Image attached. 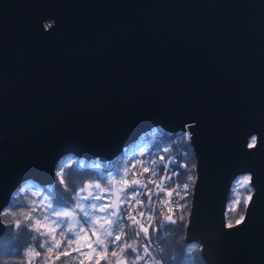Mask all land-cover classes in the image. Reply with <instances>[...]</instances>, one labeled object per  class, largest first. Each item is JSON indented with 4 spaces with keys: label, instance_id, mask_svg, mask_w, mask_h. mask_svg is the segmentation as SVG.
<instances>
[{
    "label": "water",
    "instance_id": "95a60500",
    "mask_svg": "<svg viewBox=\"0 0 264 264\" xmlns=\"http://www.w3.org/2000/svg\"><path fill=\"white\" fill-rule=\"evenodd\" d=\"M155 126L191 131L184 239L206 264H264V0H0V234L20 185ZM245 171L253 191L226 224Z\"/></svg>",
    "mask_w": 264,
    "mask_h": 264
},
{
    "label": "trees",
    "instance_id": "16d2710c",
    "mask_svg": "<svg viewBox=\"0 0 264 264\" xmlns=\"http://www.w3.org/2000/svg\"><path fill=\"white\" fill-rule=\"evenodd\" d=\"M175 137H178V141L173 140ZM181 138L180 132L169 131L161 126H155L142 133L137 143L125 147L122 153L116 157L106 161H86L70 156V162L60 169L59 174L55 175L52 184L38 186L33 182H27L20 185L13 192L9 204L1 212L5 228L0 234V264H29V261H31V264H63L65 260H68L69 264H79V262L69 257H61L60 260L55 259L57 253L63 250L64 245H62L61 249H54L52 253L46 252V248L51 246L50 243L46 244L48 237L40 235L31 225L37 219L41 221V224L50 223L49 221H45L43 217L46 215L52 217V215L47 213V206H44L42 201H38V198L42 195L48 200L47 202H49L50 205L58 208L75 209L76 203L80 200V197L77 196V192L85 185H93L95 182H98L102 186L111 185L112 177H116L123 184V174L125 170H129L127 180H131L133 173L132 165H136L134 156L140 149L145 148L148 152L146 155L148 157H153V161H155V164L152 162L149 163L148 168L150 171L145 173V176L151 174L152 171H155L157 175L161 170V160L158 159L157 154L161 150L162 145H175L176 150V147L181 144L182 149L184 148V154L187 156V162L184 167H179L178 178L189 181L192 186L195 178V157L193 156L191 141H183ZM132 146H135L134 150L130 151L129 149ZM68 157L69 156L65 158ZM109 172L111 173L110 179L108 175ZM247 178H249V172L245 171L237 175L232 182L226 208L228 222H236L244 214L247 201L253 191V185ZM89 201L90 200H88V202ZM190 201L191 190L189 188L186 192L179 194V203L171 215L163 213L160 209L155 213L152 225V236L163 245V264H206L200 255L199 244L195 241H186L184 239ZM117 203H119V201H117ZM76 211L78 213L76 217L80 221L83 220V214L79 213L78 210ZM29 214H31V219L24 222L25 217ZM121 215L124 216L122 207ZM169 216L175 221L174 223L169 222L167 219ZM18 221H21L19 227L16 226ZM70 222L73 223L70 218L61 220L62 226L65 227ZM101 223L103 222L101 221ZM120 223L128 233L126 242L136 243L139 255L143 256L141 255L140 247L142 234L139 237L134 236L132 233L136 231V228L129 226L130 222L127 221L126 218L120 220ZM50 226L55 227L54 225ZM84 226H87L88 231L92 228V225L89 224H84ZM97 226L99 225H96V227ZM160 229L161 231H158ZM41 231H44V229H41ZM67 236L71 238L73 234L67 233ZM56 239L63 240L59 235V230L56 232ZM105 242L110 243V241L107 240ZM76 243L77 242H74L73 247L79 245ZM193 243H195L197 247L189 252L188 247ZM41 245H45V247L41 248ZM117 248H119V245ZM31 249L39 251L40 256L37 257L34 253L29 255ZM82 250L85 253L89 251L87 248H83ZM111 252L112 248L108 247V259L112 262L122 256L117 250L116 257H112ZM72 255L75 257L78 253L73 252ZM132 258L133 256L129 254L128 259ZM141 262L142 260L139 264ZM82 264H89L86 257L83 258ZM101 264H104L103 260Z\"/></svg>",
    "mask_w": 264,
    "mask_h": 264
},
{
    "label": "snow or ice",
    "instance_id": "6c2138e0",
    "mask_svg": "<svg viewBox=\"0 0 264 264\" xmlns=\"http://www.w3.org/2000/svg\"><path fill=\"white\" fill-rule=\"evenodd\" d=\"M256 144L255 137L252 138L251 145L254 146ZM163 160V157L160 158ZM141 163V167H143V173H147L150 171L148 167L143 166V162ZM155 164V161L152 162ZM133 169L136 167L135 164L132 165ZM166 171V169H165ZM143 173L140 175L142 176ZM175 175V174H173ZM133 179L131 182H128V170H125L123 174V187L120 188L119 192L116 191L115 185L112 188H103L101 189L102 193H109V195L105 196L103 194L94 195L93 189H100L101 186L99 184L95 185H85L83 188L77 192V196L82 200H107V204L97 205L95 203L87 206L91 207L93 210H98L100 213H104V217H97L95 219H88L91 216V213L86 210V205L77 202L75 205V209L71 210H62V211H53L52 217L44 216L43 219L45 221H49L50 223L41 224V221L37 219L31 227H33L37 232L42 236L48 237L46 244L50 243L51 246L46 248L47 253H52L54 249H61L62 245H64L63 250L59 251L55 257L56 260H60L61 257H69L74 261L82 264L83 258H87L89 264H101V261H104V264H113V262L108 259L107 249L108 247L112 248L111 256L116 257L117 250L122 254L123 261L117 260L116 264H139L141 260L145 257L139 255L138 246L136 243H127V235L124 226L120 223V220L127 219L130 222L131 227H135L136 231L132 234L136 237H139L141 233L145 236L149 235V228L146 227L143 223H140L137 217L143 219L145 214L144 212H138L136 215L133 214V210L141 206L144 201L137 199V197L141 194L140 189H147L144 195L147 196L148 202L152 203V190L148 189V184L155 183L152 177L156 176V172L152 171L151 175L148 178L147 183L142 181L141 179H136V173H132ZM170 178V177H169ZM163 179V177H162ZM251 179V178H247ZM157 188H160V185H156ZM187 187V185H185ZM86 193L85 195H81ZM159 196V191L155 193ZM167 195L170 197L172 193L169 191ZM115 196L116 200L119 203H115L112 200V197ZM124 207L126 210V217L121 215V207ZM83 214L84 219L78 221L77 223H69L67 226H62L61 220L66 218L75 219L78 215L77 211ZM54 217V219H53ZM31 219V214L25 217L24 222H27ZM101 219H103V223H101ZM147 219L151 221L152 217L148 216ZM169 222L174 223L175 221L169 216L167 218ZM21 221H18L16 226L19 227ZM83 224H91V235L88 234V231L83 227ZM50 225H54L55 227H51ZM96 225H99L97 229ZM79 226V231H77V227ZM231 226V225H229ZM44 229V231H41ZM59 230V235L63 238V240L56 239V232ZM67 233H72L73 236L69 238ZM81 233H84L83 237H81ZM92 237H95L93 240ZM103 237V238H102ZM84 239L88 241L85 245H78L77 247H73L74 242ZM110 241V243H106L105 241ZM123 241V242H122ZM119 245V248L117 246ZM45 245H41V248H44ZM87 248L89 251L84 252L82 249ZM145 251L147 252V247L145 246ZM73 252L78 253L77 256L73 257ZM35 254V256H40L39 251H35L31 249L29 255ZM131 254L133 256L132 259H128V255ZM31 264V261H29ZM63 264H69L68 260H65Z\"/></svg>",
    "mask_w": 264,
    "mask_h": 264
},
{
    "label": "built area",
    "instance_id": "2783aa9c",
    "mask_svg": "<svg viewBox=\"0 0 264 264\" xmlns=\"http://www.w3.org/2000/svg\"><path fill=\"white\" fill-rule=\"evenodd\" d=\"M176 132H180L182 137L181 140L190 141L191 131L188 128L179 129ZM174 140L178 141V137H175ZM170 145H162L161 150L157 154L158 159L163 157V160L160 159V172H158L156 176L152 177L155 183L148 184V189H151L153 193L152 203H149L147 196L144 195L147 189H140L141 194L137 197V199L143 200L144 203L133 210L134 215H136L138 212H144V218L141 219L137 217V219L140 223H143L146 227L149 228V235L145 236L143 233H141V250L145 258L140 264H163V245L155 237L152 236V225L154 215L158 209H160L164 213L172 214L175 207L178 205L179 194L185 192L186 189L190 188L191 185L189 181L178 178L179 167H184L186 165L184 148L182 149V145L179 144V146H177L175 150V145ZM146 154H148V152L145 148L140 149L136 152V155L134 156L136 167L132 170L136 173L135 178L141 179L145 183H147L148 178L151 174L145 176V173H143V167H141L140 162H143L144 167H149V163L153 162L154 159L153 157H148ZM141 173H143L142 176L140 175ZM131 180H129L128 182H131ZM156 185H160V188H157ZM185 185H187V187H185ZM157 191H159L160 193L159 196L155 194ZM169 191L172 193L170 197L167 195ZM122 208L123 214L126 217V210L123 206ZM148 216L152 217L151 221L147 219ZM145 246L147 247V252L145 251Z\"/></svg>",
    "mask_w": 264,
    "mask_h": 264
},
{
    "label": "rangeland",
    "instance_id": "374dc122",
    "mask_svg": "<svg viewBox=\"0 0 264 264\" xmlns=\"http://www.w3.org/2000/svg\"><path fill=\"white\" fill-rule=\"evenodd\" d=\"M134 147L135 146H132V147H130V151H133L134 150ZM128 150V151H129ZM70 156L68 157V158H65V159H62V160H60V162L58 163V165H57V168H56V175L57 174H59L60 173V169L64 166V165H66L68 162H70ZM109 179L111 178V173L109 172ZM235 179V178H234ZM112 182H111V185H105V186H102V185H100L98 182H95L93 185H95V184H99L100 186H101V188L100 189H93V194L94 195H100V194H103V195H105V196H107V195H109V193H102L101 192V189H103V188H112L113 187V185H115V187H116V191L117 192H119V190H120V188L121 187H123V184L116 178V177H112ZM30 183V182H29ZM193 184V183H192ZM190 187H191V185H190ZM187 190H189V188L188 189H186V191ZM185 191V192H186ZM37 193V192H36ZM182 193H184V192H182ZM86 193H83V194H81V195H85ZM112 200H113V202H115V203H117V200H116V198H115V196H113L112 197ZM38 201H42V203H43V205L44 206H47V213H50L51 215H52V212L53 211H62V210H71L70 208H58V207H55V206H53V205H50L49 204V202H47L48 200L47 199H45V197L44 196H40L39 198H38ZM78 202H80V203H82V204H84V205H86V210L88 211V212H90L91 213V216L88 218V219H95V218H97V217H104V213H100L98 210H93L91 207H87V206H89V205H91V204H93V203H95V204H97V205H100V204H107L108 203V201L107 200H90L89 202H88V200H82V199H80ZM47 204V205H46ZM118 204V203H117ZM46 216H48V215H46ZM2 218V217H1ZM53 219H54V217H53ZM71 219V218H70ZM63 220V219H62ZM71 221L73 222V223H77L78 221H80L77 217L75 218V219H71ZM101 221L102 222H104L103 221V219H101ZM89 225H91V224H89ZM83 227L87 230V226H84V224H83ZM97 228H99V226H97ZM77 231H79V226L77 227ZM88 231V230H87ZM88 234L89 235H91V229L88 231ZM83 235H84V233H81V237H83ZM92 239L94 240L95 239V237H92ZM79 245H85L88 241H86V240H84V239H81V240H79V241H76ZM76 243V244H77Z\"/></svg>",
    "mask_w": 264,
    "mask_h": 264
},
{
    "label": "flooded vegetation",
    "instance_id": "af4514ba",
    "mask_svg": "<svg viewBox=\"0 0 264 264\" xmlns=\"http://www.w3.org/2000/svg\"><path fill=\"white\" fill-rule=\"evenodd\" d=\"M193 156L195 157V153H194V151H193ZM194 185L192 184V186L190 187V190H191V194H192V192H193V187ZM229 194V193H228ZM227 201H228V197H227V200H226V208H227ZM192 203V201H190V204ZM226 208H225V210H224V212H225V222H226V224H231V222H228V220H227V217H226ZM234 223V222H233Z\"/></svg>",
    "mask_w": 264,
    "mask_h": 264
},
{
    "label": "clouds",
    "instance_id": "9594fccd",
    "mask_svg": "<svg viewBox=\"0 0 264 264\" xmlns=\"http://www.w3.org/2000/svg\"><path fill=\"white\" fill-rule=\"evenodd\" d=\"M196 247H197V245L195 243H193V244L189 245L188 251L190 252V251H192Z\"/></svg>",
    "mask_w": 264,
    "mask_h": 264
},
{
    "label": "bare ground",
    "instance_id": "6f19581e",
    "mask_svg": "<svg viewBox=\"0 0 264 264\" xmlns=\"http://www.w3.org/2000/svg\"><path fill=\"white\" fill-rule=\"evenodd\" d=\"M174 140V139H173ZM173 142V141H172ZM140 145V144H139ZM140 147V146H139ZM189 147V146H188ZM187 147V148H188ZM189 153V152H188ZM188 153H187V155H188ZM187 171V170H186ZM179 208V207H178ZM177 211V210H176ZM157 216V215H156ZM174 216V215H173ZM158 225V224H157ZM161 225V224H160ZM158 229H159V227H158ZM158 231H161V229L160 230H158Z\"/></svg>",
    "mask_w": 264,
    "mask_h": 264
}]
</instances>
